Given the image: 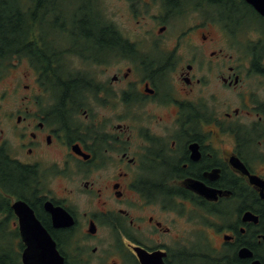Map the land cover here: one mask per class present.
Instances as JSON below:
<instances>
[{
    "label": "flooded vegetation",
    "instance_id": "flooded-vegetation-1",
    "mask_svg": "<svg viewBox=\"0 0 264 264\" xmlns=\"http://www.w3.org/2000/svg\"><path fill=\"white\" fill-rule=\"evenodd\" d=\"M123 1L89 43L62 5L44 71L0 56V264H26L23 211L64 264H264V15Z\"/></svg>",
    "mask_w": 264,
    "mask_h": 264
},
{
    "label": "trees",
    "instance_id": "trees-1",
    "mask_svg": "<svg viewBox=\"0 0 264 264\" xmlns=\"http://www.w3.org/2000/svg\"><path fill=\"white\" fill-rule=\"evenodd\" d=\"M61 1L62 0H38L36 2H30L29 4L26 1H14L19 6V11L17 12V16L10 15L5 17L6 29L3 30L4 32H1L2 34L0 35L2 45V47H0V56L7 55L10 48L15 50L12 47L17 44L20 48L19 50L25 51L29 56L34 58L33 60H37L39 64L38 67L42 68L44 71V67L50 65V62H45L44 58L48 57L47 53L56 50L55 45L48 39V36L51 35L49 33L56 30V28L61 25L59 14L61 6H65L64 8L66 9L68 6L66 4L64 5ZM84 1L85 3H83V6H74L73 14L70 16V19H67L65 25L76 27L74 32L75 35L78 36V40L81 39V43L87 35L88 37L85 41L89 43L93 38L89 37L92 35L91 33L87 34V31H89L88 29L93 26H104L105 15L100 9V11L94 9L93 0ZM94 1H96L95 3L98 4L99 8L98 0ZM206 2L211 8L214 7L217 9L215 6L218 3H222L223 0H206ZM85 4H89V6ZM24 11L27 13H23ZM36 36L39 37L38 42L44 43L43 45H38L35 38ZM48 60L51 61L49 57Z\"/></svg>",
    "mask_w": 264,
    "mask_h": 264
},
{
    "label": "rangeland",
    "instance_id": "rangeland-1",
    "mask_svg": "<svg viewBox=\"0 0 264 264\" xmlns=\"http://www.w3.org/2000/svg\"><path fill=\"white\" fill-rule=\"evenodd\" d=\"M14 1H18V0H0V35L4 32L3 30L6 29L5 17H8L10 15L17 16V12L19 11L18 9L19 6ZM21 1H25V0H21ZM121 1L113 0L112 5L110 6L111 1L98 0V3H99V8H98V4L95 3L96 1L93 0V6L95 10H98V11L101 10V12L104 13V15L106 14V12L112 13L115 24H118L120 27L124 28L127 26H132L133 24H135L136 19H131L129 17L127 13L126 2L123 0ZM26 2H28L29 4L31 1L27 0ZM61 2L64 5L66 4L70 7L72 5L73 8L74 6L81 7L83 6V3H85L84 0H62ZM85 5L89 6V4H85ZM215 7H217L218 10L215 9L214 7L211 8L210 5L206 2V8L208 9L210 13L209 14L210 19H213V18L215 19V17H218V16H220L222 19L228 18L230 20V23H233L232 26H234L235 24L240 23L242 16H247L248 18L252 17V21L248 22V25H250L251 22L252 24L256 23V19L253 16V14L247 9V7H244L243 4L240 3L239 1L223 0L222 3H218ZM243 11H246V12H243ZM257 20L259 22L258 26L260 27L264 26V21L262 19H257ZM246 36H249L251 38L252 35L246 33V34H243L241 38H244ZM0 47H2L1 41H0ZM0 65H2L3 67V64H0Z\"/></svg>",
    "mask_w": 264,
    "mask_h": 264
},
{
    "label": "water",
    "instance_id": "water-1",
    "mask_svg": "<svg viewBox=\"0 0 264 264\" xmlns=\"http://www.w3.org/2000/svg\"><path fill=\"white\" fill-rule=\"evenodd\" d=\"M260 14L264 15V0H246ZM21 214V230L27 244L24 260L26 264H64L63 258L58 254L55 243L32 215ZM30 219H29V218ZM58 216L56 215L55 219Z\"/></svg>",
    "mask_w": 264,
    "mask_h": 264
}]
</instances>
